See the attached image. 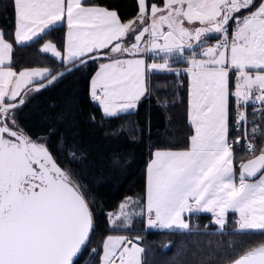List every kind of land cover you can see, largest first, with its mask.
Masks as SVG:
<instances>
[{"label": "snow or ice", "instance_id": "obj_1", "mask_svg": "<svg viewBox=\"0 0 264 264\" xmlns=\"http://www.w3.org/2000/svg\"><path fill=\"white\" fill-rule=\"evenodd\" d=\"M11 7L16 46H27L66 21L63 52L51 41L38 51L73 67L56 75L49 68L13 70L14 44L0 29V264H75L88 244L93 217L85 195L44 145L17 128L15 112L29 95L97 60L107 62L99 64L90 95L105 117L135 109L147 93L149 73L185 72L187 117L194 130L186 150L152 153L144 206L138 213L126 197L117 212L108 214L110 226L127 228L136 216L146 215L147 228L188 233L192 227L184 215L206 212L223 232L226 214L233 211L238 214L235 232L264 234V147L240 163L238 178L233 153L242 141H248L246 151L256 150L249 139L247 106L255 105L252 123L264 117V0H163L150 9L147 0H137V14L127 22L87 0H11ZM242 11L247 14L238 15ZM232 21L236 27L229 38ZM211 33L221 39L205 46ZM128 36L131 43H125ZM141 54L163 62L147 63ZM172 61L188 67L172 68ZM233 70L236 83L230 91ZM242 126L244 134L230 143V127L239 133ZM251 134L257 137L259 128ZM102 248L99 264H143L145 249L125 236H107ZM229 264H264V241Z\"/></svg>", "mask_w": 264, "mask_h": 264}, {"label": "trees", "instance_id": "obj_2", "mask_svg": "<svg viewBox=\"0 0 264 264\" xmlns=\"http://www.w3.org/2000/svg\"><path fill=\"white\" fill-rule=\"evenodd\" d=\"M87 2L114 10L122 22L135 17L138 10L137 0ZM152 3L162 6L163 0H147L148 7ZM233 24L234 21L229 26ZM0 29L4 31L5 39L14 44L11 62L14 69L43 66L54 74L68 65L38 51L44 40H50L62 49L65 23L49 28L41 38L27 46H16L12 35L11 0H0ZM174 63L186 66V62ZM97 67V61H89L66 73L46 89L29 95L15 112L16 123L30 138H45L53 159L69 174L89 204L93 227L88 244L75 264H99L104 238L110 233L140 237V244L145 249L143 264H228L247 247L264 241V234L259 232H235L234 212L227 213L223 232L217 231L208 213L190 215L192 231L188 233L145 229L144 216L140 215L133 219L129 229H110L108 214L116 210L125 197L136 198L141 207L145 194V168L151 151L189 146L188 79L183 71L150 73L148 92L137 102L135 109L116 117H105L90 95L89 81ZM230 107L233 113L232 99ZM262 121L264 117L256 120L260 134L254 141V153L233 146L237 175L240 162L264 147ZM234 134L230 127L229 137ZM92 249H97L95 255L91 254Z\"/></svg>", "mask_w": 264, "mask_h": 264}, {"label": "crops", "instance_id": "obj_3", "mask_svg": "<svg viewBox=\"0 0 264 264\" xmlns=\"http://www.w3.org/2000/svg\"><path fill=\"white\" fill-rule=\"evenodd\" d=\"M257 2H258V0H257ZM97 6H99V5H97ZM100 7H103V6H100ZM104 8H106V7H104ZM106 9H108V8H106ZM149 9H150V7H149ZM109 11H114V10H112V9H108ZM250 10H252V9H249V11ZM247 14V11H242V12H240L238 15H240V16H244V15H246ZM62 23H65V25H66V21H63V22H58L56 25H59V24H62ZM55 25V26H56ZM196 26L197 27H199L200 25L197 23L196 24ZM51 27H53V26H50V28ZM236 27V25H235V21H234V24H233V26L231 27L232 29L233 28H235ZM232 29H231V32H232ZM48 30V29H47ZM66 32H67V25H66V29H65V35H64V43H65V37H66ZM132 38V36H128L127 38ZM218 37V34L217 33H211V34H209L208 35V37H207V44L205 45V46H211V45H214L213 43H212V41L215 39V38H217ZM231 37V33H230V36H229V38ZM46 41H50V40H44L40 45H39V49L42 47V45L46 42ZM52 42V41H51ZM54 43V42H53ZM64 43H63V47H62V49H59L58 47H57V49L58 50H60L61 52H63V50H64ZM55 44V43H54ZM197 52H199L201 49L200 48H196L195 49ZM49 55H51L50 53H49ZM142 56H143V58L146 60V62L147 63H152V62H154V60H155V62H157V63H161V62H163V60L161 59V58H155L152 54H141ZM185 55L187 56V55H189V53H185ZM52 56V55H51ZM125 58H137V57H132V56H128V55H125L124 56ZM198 59L200 58L199 56L197 57ZM103 62H106V61H102L101 63H103ZM175 61H172L171 62V67L172 68H175V69H185V68H187L188 67V65H187V63H186V66H181V65H175V63H174ZM100 64V63H99ZM99 64H98V67H99ZM98 67H97V69H98ZM13 68V67H12ZM25 68H48V67H43V66H33V67H24V68H21V69H19V70H16V69H14L13 68V70H15V71H17V72H19L20 70H22V69H25ZM50 69V68H49ZM232 72L234 73L233 74V83L231 82V76H232ZM150 74V73H149ZM149 74H148V76H147V92H148V78H149ZM187 75V74H186ZM187 79H188V86H189V77H188V75H187ZM230 91H234L235 90V83H236V73H235V71L233 70V71H231L230 72ZM231 83H232V85H231ZM90 87V86H89ZM147 94V93H146ZM231 99V98H230ZM188 100H189V96H188ZM96 102V101H95ZM98 103V102H97ZM131 111V110H130ZM188 123H189V125H190V127H191V134H190V136L193 134V132H194V130H193V128H192V126H191V124H190V122H189V120H188ZM189 147V146H188ZM187 147V148H188ZM187 148H181V149H171V148H155V149H153L152 151H151V157H150V159L148 160V162H147V164H146V168H145V191H146V173H147V167H148V164L150 163V161L153 159V156H152V153L154 152V151H156V150H171V151H182V150H186ZM234 171H235V169H234ZM236 174V173H235ZM236 176H237V178H238V176L239 175H237L236 174ZM258 178V177H257ZM128 197H131V196H128ZM133 198V197H132ZM134 199V198H133ZM144 202H145V194H144V201H143V203H142V205H141V207L142 206H144ZM121 204V203H120ZM119 204V205H120ZM140 207V208H141ZM117 212V211H116ZM229 212H233V211H229ZM109 213H115V210L114 211H111V212H109ZM199 213H206V212H199ZM235 213V212H234ZM208 214H210V221H211V223H212V214L211 213H208ZM227 215V214H226ZM184 218H185V220L186 221H188L189 222V215L186 213L185 215H184ZM233 219H234V221H236L237 219H238V214L237 213H235V216L233 217ZM108 222H109V216H108ZM190 223V222H189ZM109 225H110V223H109ZM146 215L144 216V228L145 229H155L156 230V228H147L146 226ZM235 226H236V224H235ZM237 227V226H236ZM160 230V229H159Z\"/></svg>", "mask_w": 264, "mask_h": 264}, {"label": "built area", "instance_id": "obj_4", "mask_svg": "<svg viewBox=\"0 0 264 264\" xmlns=\"http://www.w3.org/2000/svg\"><path fill=\"white\" fill-rule=\"evenodd\" d=\"M231 29L232 28H230V26H229V36H230V33H231ZM219 39H221V34H218V37L217 38H215L213 41H212V43L213 44H215ZM232 102H233V105L235 104V101L234 100H232ZM255 107V105H253V104H249L248 106H247V108H246V111H247V119H248V121H249V123L247 124V129H248V133H249V139L251 140V142L254 144V141L257 139V137H255V138H252V134H251V129H253V128H258V126H257V124H256V120H255V123H252L251 121L253 120V115H250L251 113H253V108ZM234 114H235V108H234V110H233V113H232V116L234 117ZM257 116H260V113H257ZM259 120V119H258ZM234 119H233V122H232V124H234ZM232 129H233V132L235 133L233 136H230L229 137V142L230 143H232L233 141H235V139H236V137H237V135H243L244 133H243V126H242V131L241 132H237L236 130H235V128L234 127H232ZM248 141H242L241 143H239V144H234V146H240V147H243L244 149H245V144L247 143Z\"/></svg>", "mask_w": 264, "mask_h": 264}, {"label": "rangeland", "instance_id": "obj_5", "mask_svg": "<svg viewBox=\"0 0 264 264\" xmlns=\"http://www.w3.org/2000/svg\"><path fill=\"white\" fill-rule=\"evenodd\" d=\"M131 37L130 38H126V40H125V43H129L130 41H131ZM123 58H125V57H123ZM156 58V57H155ZM103 60H97V62H98V64L99 63H101ZM107 62V61H106ZM104 63V62H103ZM99 70V67H98V69H96L95 71H94V73L92 74V76H91V78H90V81H89V86H90V83H91V80H92V78H93V76L95 75V73L97 72ZM16 125H17V127H20V126H18V124L16 123ZM33 140H35V142H37V143H39V144H42V145H44V146H46V144H45V138H36V139H33ZM63 169V168H62ZM64 170V169H63ZM126 198V197H125ZM125 198L120 202V203H122L124 200H125ZM132 198V197H131ZM133 199V198H132ZM133 201L135 202V204H136V207H135V211L136 212H140V210H141V208H140V205L137 203V199L136 198H134L133 199ZM119 210V207L115 210V212L116 211H118ZM133 210V208L130 206V208H129V211H132ZM211 222V221H210ZM109 227H110V229H113L110 225H109ZM130 228V226H128L127 228H116V229H124V230H126V229H129ZM115 230V229H114ZM109 235H112V236H125V237H127L128 239H130V240H132V242L133 243H138L139 244V246L140 247H142V245L140 244V241H137V237L136 236H130V235H127V234H116V233H110V234H108L107 236H109ZM106 236V237H107ZM105 237V238H106ZM104 238V239H105ZM103 254V248H102V252H101V255Z\"/></svg>", "mask_w": 264, "mask_h": 264}, {"label": "water", "instance_id": "obj_6", "mask_svg": "<svg viewBox=\"0 0 264 264\" xmlns=\"http://www.w3.org/2000/svg\"><path fill=\"white\" fill-rule=\"evenodd\" d=\"M147 37H145V39H146ZM132 42V39H131V41L129 42V43H131ZM71 67H73V65L70 63V64H68L66 67H64L63 69H61V70H59L58 72H61V71H64L66 68H71ZM58 72H56V73H54L53 75H56ZM51 77H49V79H50ZM19 130H22L23 131V129H21V127H17ZM23 133L26 135V136H28L24 131H23ZM29 137V136H28ZM30 138V137H29ZM31 140H33L32 138H30ZM34 141V140H33ZM46 147V146H45ZM47 148V147H46ZM47 150L49 151V149L47 148ZM260 152V151H259ZM259 152H257L256 154H254V155H259ZM49 153H50V151H49ZM51 154V153H50ZM254 155H252V156H250L249 158H247V159H245V160H243V161H241V162H246L248 159H251V158H253V156ZM240 162V163H241ZM240 165V164H239ZM59 166V165H58ZM60 167V166H59ZM61 168V167H60ZM62 169V168H61ZM63 170V169H62ZM238 175H239V166H238ZM91 233V232H90ZM76 260V259H75ZM229 264V263H228Z\"/></svg>", "mask_w": 264, "mask_h": 264}, {"label": "flooded vegetation", "instance_id": "obj_7", "mask_svg": "<svg viewBox=\"0 0 264 264\" xmlns=\"http://www.w3.org/2000/svg\"><path fill=\"white\" fill-rule=\"evenodd\" d=\"M35 141V140H34Z\"/></svg>", "mask_w": 264, "mask_h": 264}]
</instances>
